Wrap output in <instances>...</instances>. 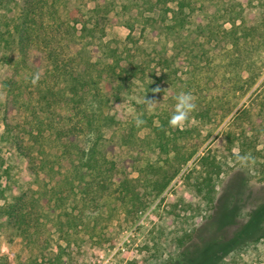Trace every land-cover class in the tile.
I'll return each mask as SVG.
<instances>
[{
  "label": "rangeland",
  "instance_id": "374dc122",
  "mask_svg": "<svg viewBox=\"0 0 264 264\" xmlns=\"http://www.w3.org/2000/svg\"><path fill=\"white\" fill-rule=\"evenodd\" d=\"M178 1L99 19L93 0H0V264H185L264 205V0H184L193 23L155 36L159 11ZM229 1L242 13L235 26L223 19ZM78 5L89 29L99 23L92 40L74 28ZM123 22L136 27L131 39ZM102 37L124 53L139 47L134 61L150 71L148 85L110 99L115 121L98 119L119 90ZM181 92L196 110L172 128ZM145 95L158 102L151 110ZM247 153L254 162L241 167ZM209 264H264V239Z\"/></svg>",
  "mask_w": 264,
  "mask_h": 264
},
{
  "label": "trees",
  "instance_id": "16d2710c",
  "mask_svg": "<svg viewBox=\"0 0 264 264\" xmlns=\"http://www.w3.org/2000/svg\"><path fill=\"white\" fill-rule=\"evenodd\" d=\"M77 2L79 0H76ZM91 1V0H90ZM95 2V7L92 9V12L97 15V18H103L106 17L109 13L117 11V8L120 9V12L123 9H128L129 6L131 8H137L139 9L142 5H151L152 0H122V3L118 5L115 3V0H93ZM191 3H187L184 0H180L176 3V5L171 6V7H166V9H162L159 11V15H162V19L160 20L161 22L159 23L158 21H155V24L159 23L158 25H154L152 29L154 30V35L158 31V28H161L162 24H165L164 26L166 27L165 29L170 32L171 35H179L180 32L186 29L188 24L193 23V12L190 10ZM77 8V13L80 14V16H77L75 13L72 12L73 20H74V28L75 30L80 32V36L82 39H85L86 37H90L92 40L95 38V29L98 28L99 23L96 24V28L94 29H89L87 25V21L84 19L83 13L80 10V5L74 6ZM223 7L225 8V11L223 12V19L227 22L230 23L232 26L236 25L237 20H240L239 18L242 19V13H235L234 8H232L231 3L229 1L228 4L223 3ZM229 7V8H227ZM189 8V9H188ZM149 10L154 12L156 11V7H152V5L149 7ZM159 10V9H158ZM220 12L216 10V12L210 16L206 17L207 19H219ZM141 13V12H140ZM143 14H141L142 16ZM133 20H137L136 18H129ZM153 18L146 17V21H150ZM154 20V19H153ZM125 24L124 26L129 28L130 30V39H131V33L133 30L136 28L134 23L132 25L123 22ZM77 26H81L80 29H77ZM143 30V29H141ZM156 36V35H155ZM113 43L111 41L104 42L103 37L99 38L97 48L100 50L104 48L103 51V63L105 62V67L107 69V72H109L110 76L115 80L116 85L118 87V91L113 90L114 92L111 93L110 98H104L102 106L99 105V114H98V119L100 121H109V120H114L115 117L112 114L113 110V105L110 103V99L117 95L118 97L116 98L117 102H121L120 97V92L121 88L123 86H129V85H135V84H144L146 79L148 78V71L147 69L143 68V62L141 63H135V58L139 55L140 48L139 47H132V49L126 50L125 51H120L119 47H112ZM141 54V53H140ZM128 61V65L124 67L121 65L122 60ZM86 69H84L85 73ZM152 74H154V70H151ZM151 74V75H152ZM83 74H81L82 76ZM155 77V75H153ZM161 78H165V76H162ZM74 79L72 78V81ZM140 80V81H138ZM147 82H149L147 80ZM73 83V82H72ZM145 86L148 85V83L144 84ZM76 87V86H75ZM74 85H72V93L73 96L79 95L81 93L80 89L75 88ZM108 108V113L105 115L102 111V108ZM102 128V125L99 127V129ZM84 152V151H83ZM96 152V148H93V153L91 154L90 158H88L89 162L92 164H99V161H96L97 157L96 155L93 156ZM106 160V159H105ZM208 158L203 157L201 159L202 167L205 168V164L207 163ZM113 164V162L111 163ZM91 166V165H90ZM221 170H218L215 172V174L220 175ZM167 184H163L157 192H163L166 188ZM201 192V191H200ZM137 199H140L135 197ZM211 203L213 202V198L211 197ZM3 212V213H2ZM3 218V219H2ZM7 219V211L6 208H1L0 209V222L3 220ZM229 219V218H228ZM228 222V220H225ZM224 222V219H223ZM260 228V229H258ZM264 232V205L261 206L258 210H256L254 213L251 215V220L250 222L245 225L243 228L239 229L237 232H234V234L231 236V238L225 240L224 237L222 236L221 240H213L211 244H208L205 248H203V253L202 254H194L192 252V255H188V253L185 254V258L181 261L182 263L185 264H209L210 262L215 261L216 258L224 260L225 257H228L231 252L238 247L242 246H249L250 244H255V241H258L260 239H264V235L260 234L261 232ZM255 233V234H254ZM257 233V234H256ZM259 235V236H258ZM257 236V237H255ZM194 256V257H193Z\"/></svg>",
  "mask_w": 264,
  "mask_h": 264
},
{
  "label": "clouds",
  "instance_id": "9594fccd",
  "mask_svg": "<svg viewBox=\"0 0 264 264\" xmlns=\"http://www.w3.org/2000/svg\"><path fill=\"white\" fill-rule=\"evenodd\" d=\"M39 79L40 74L37 72L33 75L31 79V84L35 86L38 83ZM152 92L155 96V94L161 92V89L157 86L156 88L152 89ZM154 96L151 99H146V95L144 97V103L150 110L153 109L154 106L158 103ZM175 99L176 104L174 107V112L169 119V125L172 128H180L189 119L190 114L196 110V103L195 98L190 92H181L176 96ZM134 123L137 127H140L145 123V121L139 116H137L135 117ZM89 135L91 137L93 134ZM236 159L241 164V167L247 166L250 161L254 162V158L251 156L250 153L237 155Z\"/></svg>",
  "mask_w": 264,
  "mask_h": 264
}]
</instances>
